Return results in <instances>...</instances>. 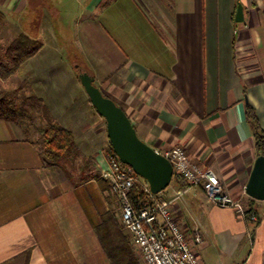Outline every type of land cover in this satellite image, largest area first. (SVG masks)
<instances>
[{
	"label": "crops",
	"instance_id": "1",
	"mask_svg": "<svg viewBox=\"0 0 264 264\" xmlns=\"http://www.w3.org/2000/svg\"><path fill=\"white\" fill-rule=\"evenodd\" d=\"M33 1L0 0V61L12 67L4 52L19 33L40 42L12 73L0 71V102L26 111L25 120L0 118V264H110L96 227L120 209L97 179L111 144L81 71L140 139L158 151L184 146L257 213V222L244 219L173 176L158 199L172 201L186 231L199 228L201 264H264V200L245 191L257 157L246 102L264 128V0H87L66 32ZM51 123L72 132L79 177L45 158Z\"/></svg>",
	"mask_w": 264,
	"mask_h": 264
},
{
	"label": "built area",
	"instance_id": "2",
	"mask_svg": "<svg viewBox=\"0 0 264 264\" xmlns=\"http://www.w3.org/2000/svg\"><path fill=\"white\" fill-rule=\"evenodd\" d=\"M173 166V176L183 179L189 186L203 187L207 198L221 207H231L251 222H257V213L248 212L240 199L230 196L215 170L191 161L184 146L175 145L159 151ZM101 177L109 183V190L116 195L120 205L119 222L127 230L133 246L140 255V264H201L197 246L203 236L198 227L186 231L173 214L172 201L153 199L147 206L136 210L130 200V191L135 182L147 181L116 154L107 152Z\"/></svg>",
	"mask_w": 264,
	"mask_h": 264
},
{
	"label": "trees",
	"instance_id": "3",
	"mask_svg": "<svg viewBox=\"0 0 264 264\" xmlns=\"http://www.w3.org/2000/svg\"><path fill=\"white\" fill-rule=\"evenodd\" d=\"M4 19L5 15L0 11V25L3 23ZM39 47L40 42L38 40L30 38L25 33H19L7 46L4 52L5 57L12 63V67H7L0 61V71L3 70L6 74L12 73L29 56L36 52ZM33 98L38 101L36 96L33 95ZM25 112L26 111L6 105L4 101L0 102V118H21L25 120ZM46 112L48 114L47 110ZM245 115L251 127L256 154L257 156L264 155V128L260 124L256 109L249 102L245 104ZM42 139L45 158L48 159L52 165L55 164L64 167L63 160L65 158H73L72 151L75 149V141L70 130L57 123H51L42 130ZM107 152L114 153L111 145ZM138 178L140 180L142 179L140 176H138ZM97 179L100 182L102 181L101 176H98ZM159 196L160 193L154 194L148 189L146 190L144 184L141 182H135L130 191V200L136 210L147 206L153 199H158ZM247 210L248 212H254L249 209ZM96 231L108 255L110 264H140L133 252V244L130 238L126 237L119 227L113 211H109L101 217V222L96 227Z\"/></svg>",
	"mask_w": 264,
	"mask_h": 264
},
{
	"label": "water",
	"instance_id": "4",
	"mask_svg": "<svg viewBox=\"0 0 264 264\" xmlns=\"http://www.w3.org/2000/svg\"><path fill=\"white\" fill-rule=\"evenodd\" d=\"M235 20H243L241 3L237 5ZM79 78L92 105L106 120L107 135L114 153L147 181L151 193L163 191L173 178L170 160L140 139L128 115L94 84L93 75L81 71ZM245 191L255 199L264 200V155L256 157Z\"/></svg>",
	"mask_w": 264,
	"mask_h": 264
},
{
	"label": "rangeland",
	"instance_id": "5",
	"mask_svg": "<svg viewBox=\"0 0 264 264\" xmlns=\"http://www.w3.org/2000/svg\"><path fill=\"white\" fill-rule=\"evenodd\" d=\"M44 2L46 3V7L48 8V11L50 12V19H51L52 25H61L62 26L61 28H65V32H66V30L68 31L70 30L72 25L77 24L79 12L82 9V6L86 4L87 0H34L30 4V8H36V7L39 8ZM2 45L3 43L0 45V47H2ZM69 49H71V46L68 44V42L62 45V50L64 53L69 51ZM2 56H3L2 51H0V58H2ZM82 161L83 160L80 159L78 155L76 157L73 156V158H65L63 160L68 173H70L71 176L73 177L74 175H77V177H79V175L76 174V172H78V167H79L78 165L82 164ZM108 191L110 194H113L110 192L109 189ZM119 212H120V209H118V206H116V218L118 221V225L122 229V231L127 233V230L123 228L119 222V219H118ZM135 250L137 251L136 248ZM137 254L139 256V262H141L138 251H137Z\"/></svg>",
	"mask_w": 264,
	"mask_h": 264
}]
</instances>
